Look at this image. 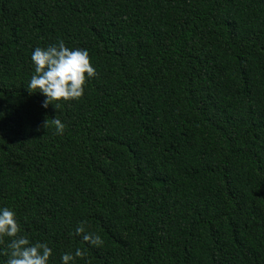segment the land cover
Returning a JSON list of instances; mask_svg holds the SVG:
<instances>
[{
    "label": "trees",
    "instance_id": "16d2710c",
    "mask_svg": "<svg viewBox=\"0 0 264 264\" xmlns=\"http://www.w3.org/2000/svg\"><path fill=\"white\" fill-rule=\"evenodd\" d=\"M58 39L96 74L44 108ZM0 206L49 264H264V0H0Z\"/></svg>",
    "mask_w": 264,
    "mask_h": 264
},
{
    "label": "clouds",
    "instance_id": "9594fccd",
    "mask_svg": "<svg viewBox=\"0 0 264 264\" xmlns=\"http://www.w3.org/2000/svg\"><path fill=\"white\" fill-rule=\"evenodd\" d=\"M30 60L33 73L27 84L30 92H39L44 100L41 107L47 108L50 101L78 100L84 93L85 82L96 74L86 49L65 45L62 39L44 47L32 49ZM56 134H62L64 123L55 116L51 119ZM75 234L90 245L103 243L99 234L85 230L83 222L75 227ZM0 245L6 251L0 252L6 257L0 264H49L52 248L43 241H30L22 233L15 211L0 206ZM84 253L77 247L60 254L59 264H76V259Z\"/></svg>",
    "mask_w": 264,
    "mask_h": 264
}]
</instances>
